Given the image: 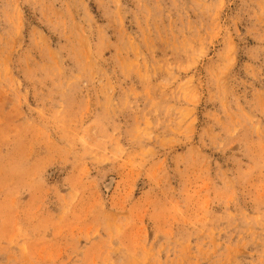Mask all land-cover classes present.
<instances>
[{
    "label": "rangeland",
    "instance_id": "1",
    "mask_svg": "<svg viewBox=\"0 0 264 264\" xmlns=\"http://www.w3.org/2000/svg\"><path fill=\"white\" fill-rule=\"evenodd\" d=\"M0 264H264V0H0Z\"/></svg>",
    "mask_w": 264,
    "mask_h": 264
}]
</instances>
